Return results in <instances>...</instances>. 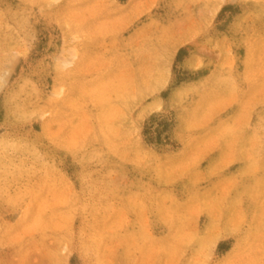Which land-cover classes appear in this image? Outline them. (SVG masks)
Listing matches in <instances>:
<instances>
[{"label":"rangeland","instance_id":"obj_1","mask_svg":"<svg viewBox=\"0 0 264 264\" xmlns=\"http://www.w3.org/2000/svg\"><path fill=\"white\" fill-rule=\"evenodd\" d=\"M0 264H264V0H0Z\"/></svg>","mask_w":264,"mask_h":264}]
</instances>
